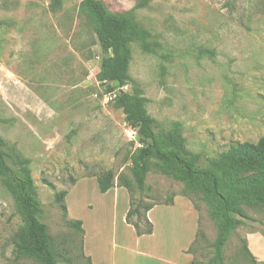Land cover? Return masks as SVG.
I'll return each instance as SVG.
<instances>
[{"label":"rangeland","instance_id":"obj_1","mask_svg":"<svg viewBox=\"0 0 264 264\" xmlns=\"http://www.w3.org/2000/svg\"><path fill=\"white\" fill-rule=\"evenodd\" d=\"M95 1L107 15L138 23L158 54L130 44L127 80L118 85L103 79L111 48L82 0H0V137L28 161L58 264H208L219 232L213 202L154 164L145 191L137 189L139 135L116 101L144 100L147 116L207 163L232 146L258 143L264 0ZM106 172L114 187L101 194L97 180ZM62 192L66 213L57 202ZM131 203L153 206L146 213L152 235L138 237L127 223ZM241 209L246 218L238 217L225 264H252L245 242L264 264V208ZM25 229L19 201L0 178V264H40L15 259ZM199 231L205 238L189 251Z\"/></svg>","mask_w":264,"mask_h":264},{"label":"trees","instance_id":"obj_2","mask_svg":"<svg viewBox=\"0 0 264 264\" xmlns=\"http://www.w3.org/2000/svg\"><path fill=\"white\" fill-rule=\"evenodd\" d=\"M81 5L92 16L100 39L111 48V57L103 67V79H113L118 85L125 83L130 44L137 45L145 53L158 54L159 46L151 41L149 33L134 20L107 15L95 0H82ZM144 102L128 95H122L116 101L126 122L136 128L139 135L141 147L137 151L134 173L136 187L141 192L145 191L149 165L154 164L162 174L191 184L194 189H203L205 200L213 202L215 206L212 217L219 221L218 237L211 245L212 254L208 264H225L224 250L240 223L238 217L246 218L241 205L264 208V137L256 144L232 146L220 161L207 163L201 156L188 152L176 135L165 133L158 121L148 117ZM0 178L17 197L26 221L25 232L20 242L15 244V259L32 258L40 264H58L47 234V226L42 221V209L36 197L28 161L11 153L1 137ZM113 178L112 172H106L98 178L101 194H106L114 187ZM124 186L131 190L129 181L124 182ZM65 196L66 193L62 192L57 197L64 213L67 212L63 204ZM130 207L126 220L135 228L136 235H152L153 227L146 218V213L153 206L131 203ZM132 217H136L137 222H132ZM141 219L148 225L145 231L140 229ZM72 226L83 232L81 222L73 223ZM199 238H205L201 231L189 251H195ZM244 249L252 264H257L246 242Z\"/></svg>","mask_w":264,"mask_h":264},{"label":"crops","instance_id":"obj_3","mask_svg":"<svg viewBox=\"0 0 264 264\" xmlns=\"http://www.w3.org/2000/svg\"><path fill=\"white\" fill-rule=\"evenodd\" d=\"M251 252V251H250Z\"/></svg>","mask_w":264,"mask_h":264}]
</instances>
